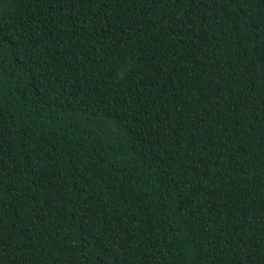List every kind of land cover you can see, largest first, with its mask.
Here are the masks:
<instances>
[{
	"label": "trees",
	"instance_id": "obj_1",
	"mask_svg": "<svg viewBox=\"0 0 264 264\" xmlns=\"http://www.w3.org/2000/svg\"><path fill=\"white\" fill-rule=\"evenodd\" d=\"M0 264H264V0H0Z\"/></svg>",
	"mask_w": 264,
	"mask_h": 264
}]
</instances>
